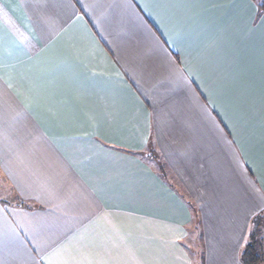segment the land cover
Listing matches in <instances>:
<instances>
[{"label":"crops","instance_id":"1","mask_svg":"<svg viewBox=\"0 0 264 264\" xmlns=\"http://www.w3.org/2000/svg\"><path fill=\"white\" fill-rule=\"evenodd\" d=\"M163 2L0 0L11 69L0 75V264H21L2 233L6 218L31 237L22 215L70 252L86 246L74 264H242L245 191L264 190V35L245 34V0H184L158 18L142 8ZM158 19L180 33L168 56L204 95L162 69ZM66 59L77 88H39L38 73ZM153 108L149 149L132 152Z\"/></svg>","mask_w":264,"mask_h":264},{"label":"snow or ice","instance_id":"2","mask_svg":"<svg viewBox=\"0 0 264 264\" xmlns=\"http://www.w3.org/2000/svg\"><path fill=\"white\" fill-rule=\"evenodd\" d=\"M245 4L250 10V14L242 18L240 21L245 34L260 33L261 35H264V11L261 10L264 9V0H245ZM154 6L161 9V11L154 14L147 3L143 4L142 8L149 16L158 18L162 15H165L169 9L184 8L187 5L185 4L184 0H165V2L158 3ZM16 7H20V5H17ZM76 21L80 24L85 23L83 17L79 16L76 17ZM157 22L161 25L160 30L163 40L157 38L155 34L151 32V30H149V36L151 37L155 46L166 57V59L161 64L162 69L170 76H173L176 81L182 82L185 85H188L189 81H191V84L198 86V91H200V94L204 95V93L200 90V85L198 84V80L194 77V74L188 71L186 68H181L178 64L173 63L171 58L168 56V50L165 48V45H167L169 48H175L181 38L180 33L169 31L164 25L162 19H158ZM92 23L97 30L103 27V22L99 18L92 21ZM145 27H147V25H145ZM86 31H89L90 34V30L86 28ZM97 34L102 35V33L99 31ZM33 39L43 40L45 44H47L50 37H46L43 33H41L38 37L34 35ZM2 45L3 41L0 39V47H2ZM10 71L11 69L5 63L4 59L0 57V75H7ZM124 75L128 74L125 72ZM120 78L122 80L123 76ZM36 81L37 86L42 89L55 88L57 84H62L74 90L78 86L73 63L71 60L67 59L51 62L46 71H41L38 73L36 76ZM5 83L8 84V81L5 80ZM134 86L136 87L137 92L143 95V91L139 85ZM8 87L11 88L12 85L8 84ZM192 95L195 96L196 93H192ZM207 103L208 106L213 109V111H216V105L214 101L208 100ZM205 111L207 112V108H205ZM160 121L161 113L157 112L155 108H153L151 112H147L142 116L140 128L143 129V131H141L139 135V143L141 144V147L138 149H131L132 152H142L149 149L151 133L154 128H158ZM213 123H215V121H213ZM144 132H147L148 135H145ZM92 135L95 136L96 132L93 131ZM117 147H123V144L118 145ZM114 150L115 148L108 149V151ZM257 183L258 182L249 181L248 187L245 191V220L252 221L251 224L245 225V228H247L249 231L254 228V218L258 217L261 213H264V190H260L257 187ZM3 211L7 212L8 208L5 207ZM21 220H23L24 223L21 224L18 222L17 227H26L28 231H32L33 235L31 237L25 236V238H21L17 232V228L13 227L6 218L2 233L5 240L13 239L17 242L19 254L21 256V264H74L77 256H79L81 259L87 257L88 248L86 246L82 245L75 248L73 253L69 251V245L63 243L62 241L53 242L44 239L41 235V232L36 227L37 222L35 217L22 215ZM243 231L244 228L241 229V232ZM181 235L186 236L187 233L181 232ZM243 238V235H241L239 237V241H242ZM25 240H27V244L25 243Z\"/></svg>","mask_w":264,"mask_h":264},{"label":"trees","instance_id":"3","mask_svg":"<svg viewBox=\"0 0 264 264\" xmlns=\"http://www.w3.org/2000/svg\"><path fill=\"white\" fill-rule=\"evenodd\" d=\"M241 261L242 264H264V213L254 218V228L248 233Z\"/></svg>","mask_w":264,"mask_h":264}]
</instances>
